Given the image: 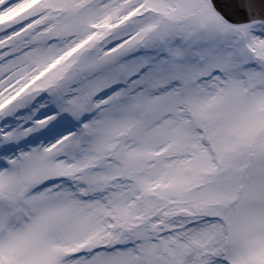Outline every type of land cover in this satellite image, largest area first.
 Segmentation results:
<instances>
[{
	"label": "snow or ice",
	"instance_id": "obj_1",
	"mask_svg": "<svg viewBox=\"0 0 264 264\" xmlns=\"http://www.w3.org/2000/svg\"><path fill=\"white\" fill-rule=\"evenodd\" d=\"M0 264H264V0H0Z\"/></svg>",
	"mask_w": 264,
	"mask_h": 264
}]
</instances>
